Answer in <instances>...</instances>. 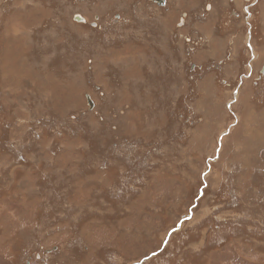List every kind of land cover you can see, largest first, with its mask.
I'll list each match as a JSON object with an SVG mask.
<instances>
[{
	"label": "rangeland",
	"instance_id": "obj_1",
	"mask_svg": "<svg viewBox=\"0 0 264 264\" xmlns=\"http://www.w3.org/2000/svg\"><path fill=\"white\" fill-rule=\"evenodd\" d=\"M161 5L0 0V264H264V0Z\"/></svg>",
	"mask_w": 264,
	"mask_h": 264
},
{
	"label": "flooded vegetation",
	"instance_id": "obj_2",
	"mask_svg": "<svg viewBox=\"0 0 264 264\" xmlns=\"http://www.w3.org/2000/svg\"><path fill=\"white\" fill-rule=\"evenodd\" d=\"M156 5H159V6H162L161 4H166L167 3V0H152ZM231 15L233 16V18H238L240 21L242 20L241 18V13L240 12H233L231 13ZM225 24L228 23V18H225L223 21H222ZM243 24H240V26H242Z\"/></svg>",
	"mask_w": 264,
	"mask_h": 264
},
{
	"label": "water",
	"instance_id": "obj_3",
	"mask_svg": "<svg viewBox=\"0 0 264 264\" xmlns=\"http://www.w3.org/2000/svg\"><path fill=\"white\" fill-rule=\"evenodd\" d=\"M160 1H161V0H160ZM79 17H80L79 20L82 19L81 16H79Z\"/></svg>",
	"mask_w": 264,
	"mask_h": 264
}]
</instances>
